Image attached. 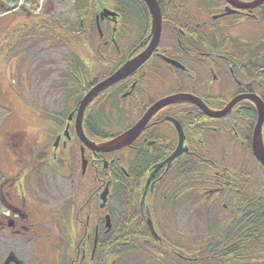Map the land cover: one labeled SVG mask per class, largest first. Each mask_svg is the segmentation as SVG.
I'll use <instances>...</instances> for the list:
<instances>
[{
    "label": "flooded vegetation",
    "instance_id": "flooded-vegetation-1",
    "mask_svg": "<svg viewBox=\"0 0 264 264\" xmlns=\"http://www.w3.org/2000/svg\"><path fill=\"white\" fill-rule=\"evenodd\" d=\"M69 1L0 0V62L24 74L30 95L32 66L19 49L39 42L27 36L31 23L78 26L80 35L56 83L72 105L0 126V264H264V237L250 233V219L264 216V178L247 180L245 158L257 166L251 97L264 104L262 5L154 0L155 39L145 0H73L72 18L60 16ZM149 49L91 100L78 127V101ZM144 117L126 145L96 148ZM180 222L196 231L177 230ZM46 244L52 263L36 254Z\"/></svg>",
    "mask_w": 264,
    "mask_h": 264
},
{
    "label": "rangeland",
    "instance_id": "rangeland-1",
    "mask_svg": "<svg viewBox=\"0 0 264 264\" xmlns=\"http://www.w3.org/2000/svg\"><path fill=\"white\" fill-rule=\"evenodd\" d=\"M74 1L70 0L64 7L62 6V10L65 14H61L60 16L64 15L69 18H72L73 9H74ZM57 13V12H55ZM54 13L55 16H57ZM16 23L22 22V20H27L25 17H16ZM33 20V19H32ZM30 20V21H32ZM4 23V22H3ZM29 27V32L27 36H36L37 45L35 46L32 42V45L29 47L28 45L22 43L20 44V49L22 51H26L27 53L23 56V60L28 61L32 68L33 72L38 70L39 73H33L30 71V78L29 81L31 83V95L27 92L26 88L28 87L29 83L26 78H24V74L18 72H9L7 69L11 70L8 67V64L11 63L7 61L0 62V87L4 84L2 78H5L6 82L9 84L10 95H8V88L5 91H0V126L8 127L10 124H17L21 120H23V114L26 112L29 115H36L39 111L50 112V113H58L60 115L64 114L65 110L72 105V102H68L70 90L66 89L63 91L65 97L59 100V95L56 83L58 80V73L63 75L66 67L63 65V61L66 55H69L72 49L67 46L61 39L55 37H46L43 33L45 31V27L42 23L33 22ZM44 27V28H43ZM66 28V27H63ZM67 29V28H66ZM68 29H72L74 31H78V26L68 27ZM70 30V31H72ZM73 32V31H72ZM21 31L18 32V35ZM17 39L18 36L16 35ZM15 37V38H16ZM20 37V36H19ZM39 37V39H38ZM3 42V38H0V44ZM23 46V47H22ZM30 50V51H29ZM2 51V50H1ZM4 51V50H3ZM8 63V64H6ZM99 64V63H98ZM100 65V64H99ZM13 67V66H12ZM97 67V66H96ZM92 67V68H96ZM41 69V71H40ZM3 76V77H1ZM44 99V105L41 102V99ZM14 100L13 101L11 100ZM68 99V100H67ZM65 100H67L65 102ZM46 110V111H45ZM46 114V113H45ZM48 115V114H47ZM25 121H29V119H25ZM246 169L248 172H255L257 176L259 175V171L257 169L256 164L254 163L253 159L246 154ZM205 224V223H204ZM206 225V224H205ZM177 230L183 232H194L196 231L193 229L192 224H184L182 222L178 223L175 226ZM50 238V242H51ZM195 243V239H192ZM46 244L44 248L40 249L36 254L43 256L44 263H52L53 259H56V254L50 249L51 247L47 246ZM33 249V247H31ZM54 253H52V252ZM55 255V257H54ZM25 256H28L25 254Z\"/></svg>",
    "mask_w": 264,
    "mask_h": 264
},
{
    "label": "water",
    "instance_id": "water-1",
    "mask_svg": "<svg viewBox=\"0 0 264 264\" xmlns=\"http://www.w3.org/2000/svg\"><path fill=\"white\" fill-rule=\"evenodd\" d=\"M231 2V4L240 6L242 8L247 9H253L255 7H259L264 3V0H251V1H240V0H227ZM146 3H148V6L150 8V13H152V20L153 24L157 25V30L155 29L152 34H154V38L157 39L158 32L160 28V14L158 13V8L156 6V2L154 0H145ZM154 39V41H156ZM149 50L143 52L142 54L138 55V57L129 60L125 64H123L119 69L109 77H107L106 80L97 83L96 86H94L92 89H90L87 94H85L78 102V106L76 107L75 111L77 112V120L76 123H78V127L82 124V117L84 115V111L86 110L87 106L91 103V100L103 89L107 88L109 85L117 82L122 77L126 76L129 71L134 69L135 64H139L141 61L145 60L149 55ZM251 101L253 105L256 108L257 111V121L255 124L254 131L252 133V140H251V147H252V153L254 158L259 163V166L264 168V136H263V129H264V104L255 96V98L252 96ZM146 118L144 117L141 119V122H139L137 125L132 127L130 130L120 134L116 138L110 139V141L106 142H99L96 144V148L100 151H111L114 149L121 148V146H124L128 143L129 140H131L132 137L135 136L136 133L141 129V126L145 124ZM174 155L170 158L173 159ZM12 258V257H11ZM9 258L5 264H8L10 259Z\"/></svg>",
    "mask_w": 264,
    "mask_h": 264
},
{
    "label": "trees",
    "instance_id": "trees-1",
    "mask_svg": "<svg viewBox=\"0 0 264 264\" xmlns=\"http://www.w3.org/2000/svg\"><path fill=\"white\" fill-rule=\"evenodd\" d=\"M261 8L263 11L262 19L264 22V4L261 6ZM44 29H45V31L43 30V33L46 37H55V38L61 39V41L64 42L66 45H70L69 47H73L74 44L78 41L76 38L77 36L75 34H73V36H71L72 34L69 31L65 30L64 28L54 27V29L53 28L50 29V28L45 27ZM67 39H69V40H67ZM249 156L251 157V154H249ZM259 175L260 176H257L255 172H251V171L250 172L247 171V173H246L247 180H254V179L259 178V177L264 178V174H262V175L259 174ZM251 182H249V186H248V189L250 190L249 191L250 194L251 193H260V191L251 190V188H253L255 186V183L251 184ZM252 209H258V204L255 203L251 207V210ZM250 222H251V232L250 233H251V237H252V242L261 241L262 237H264V216L263 217H252L250 219ZM208 228L210 231L211 226H208Z\"/></svg>",
    "mask_w": 264,
    "mask_h": 264
}]
</instances>
